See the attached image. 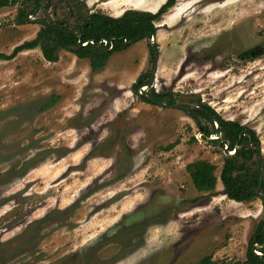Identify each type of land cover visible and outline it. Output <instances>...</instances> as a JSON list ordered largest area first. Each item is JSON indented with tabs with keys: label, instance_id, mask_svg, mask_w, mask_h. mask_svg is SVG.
<instances>
[{
	"label": "rangeland",
	"instance_id": "rangeland-1",
	"mask_svg": "<svg viewBox=\"0 0 264 264\" xmlns=\"http://www.w3.org/2000/svg\"><path fill=\"white\" fill-rule=\"evenodd\" d=\"M159 1L38 0L36 18L78 31L91 13H156L166 0ZM29 6L16 0L0 8V54L41 30L17 19ZM154 26V82L138 93L132 85L149 82L153 69L147 39L96 72L64 49L55 63L39 48L0 60V264L245 260L264 213L258 199L222 194L219 175L231 152L199 137L187 112L139 95L209 107L253 131L264 161V0H177ZM198 160L216 167L210 193L197 192L185 171Z\"/></svg>",
	"mask_w": 264,
	"mask_h": 264
},
{
	"label": "trees",
	"instance_id": "trees-1",
	"mask_svg": "<svg viewBox=\"0 0 264 264\" xmlns=\"http://www.w3.org/2000/svg\"><path fill=\"white\" fill-rule=\"evenodd\" d=\"M10 1L14 2V0H0V8L8 6ZM176 1L166 0L154 14L127 10L122 16L113 18L101 13H91L83 19L78 31L68 30L65 27L50 23L53 27H42L33 41L17 46L8 56L0 54V60H11L23 50L29 51L39 48L46 61L55 63L58 60V51L64 49L71 52L78 59H88L93 72L102 70L113 53L124 51L134 43L146 39L147 34L154 35L156 31L154 22L160 20L169 9L174 7ZM24 12L25 10H19L17 16L19 21L23 17L22 13ZM79 41L81 44L86 45L78 47L77 43ZM102 41L107 42V45L104 46L101 43ZM111 46L112 48L109 49ZM149 51L153 55V50L150 46ZM147 84L148 82L139 79L132 85V90L138 93L139 88ZM149 96L158 103L175 104L170 94L163 95L151 92ZM165 96L167 99L164 98ZM139 99L145 103L152 104L141 95H139ZM201 108L212 114L215 117V121L206 116L204 112L194 111L187 114L195 121L203 139L206 140L211 134H217L218 132L215 129L214 132L210 133L202 126L199 118L205 119L212 124L217 123L218 130L221 133V138L218 141H227L228 151H234L232 156H226L223 160L219 175V180L223 186L222 194L228 200L238 203H249L256 200L254 189L258 186L260 164L257 161V169L252 168V160L257 150L249 148V141L246 137H239L245 128L237 122L221 119L207 106H202ZM250 134L252 140L258 142L255 133L250 131ZM171 147L172 144L163 149L167 151ZM235 148L236 150H234ZM215 170L216 167L206 160L194 161L185 166V171L189 175L191 183L197 192L210 193L215 189L217 183ZM262 192L264 193V183L261 187V194ZM254 240L260 246L256 250L260 255L252 251ZM198 264H213V262L207 257L202 259ZM220 264H264V219L259 222L248 243L245 260L221 262Z\"/></svg>",
	"mask_w": 264,
	"mask_h": 264
},
{
	"label": "water",
	"instance_id": "water-1",
	"mask_svg": "<svg viewBox=\"0 0 264 264\" xmlns=\"http://www.w3.org/2000/svg\"><path fill=\"white\" fill-rule=\"evenodd\" d=\"M154 14V13H153ZM24 24L26 23H31V18L30 17H27L26 19H24L22 21ZM40 26L44 25L43 22H39L38 23ZM153 38H154V35L152 34H147L146 36V39L150 42V47L152 48L153 52H154V62H153V69H152V72H151V78L147 84V87H151L153 82H154V75H155V72H156V67H157V59H158V46L156 45L155 42H153ZM86 44H81L80 41L77 43V46L78 47H83L85 46ZM141 96L149 99L148 97L145 96V94H142ZM154 105H157L161 108H170V109H178V110H181L183 112H187V113H191V112H194V111H199V112H206L204 109L198 107V106H178V105H173V106H167L166 104L164 103H154ZM214 121H215V118L214 117H211ZM218 124L216 123V129H217V132H218V135L220 136V132L218 130ZM243 136V133H241L239 135V137L241 138ZM213 140H219V137H216L215 139ZM219 145H224V147L226 148L224 153L225 155H229V151H228V143L227 141H221L219 143ZM257 147H258V150H259V163H260V171H259V179H258V186L257 188L254 189V194L256 196V198L261 202L262 204V208H263V213H264V198L261 194V187H262V184L264 183V161H263V158L261 156V148H260V145L257 144ZM236 150V148L234 149ZM234 154V151L231 152V156ZM254 245L252 247V251L254 253H256L257 255H260L259 252L255 251L257 248H260V246H258L256 244V240H254Z\"/></svg>",
	"mask_w": 264,
	"mask_h": 264
},
{
	"label": "flooded vegetation",
	"instance_id": "flooded-vegetation-1",
	"mask_svg": "<svg viewBox=\"0 0 264 264\" xmlns=\"http://www.w3.org/2000/svg\"><path fill=\"white\" fill-rule=\"evenodd\" d=\"M14 2H16V0H14ZM14 2H9L8 3V6L9 7H11V6H13V3ZM48 2H53V3H55L54 2V0H48ZM39 3L40 2H38V0H31V5L32 6H29V10H25V12L24 13H22V15H23V17H21L20 18V21H23L24 19H26L27 17H30L31 18V23L32 22H36L37 24L39 23V22H43L44 23V25H42L41 27H53L52 26V24H50V23H47V22H45V21H42V20H40V19H38V18H36V16L39 14V12H41V10H40V7H39ZM28 9V8H27ZM19 13V12H18ZM17 16H18V14H17ZM104 45V44H103ZM105 46V45H104ZM111 48H112V46H111ZM111 48H109V49H111ZM151 55V54H150ZM152 57H153V61H154V52H153V55H151ZM77 58V57H76ZM142 80V79H141ZM142 88V87H141ZM150 95H151V93H150ZM163 95H166V93H164ZM145 96L146 97H148L149 99V101L152 103V104H154V103H158L157 101H155L153 98H151V96H149V94L147 95L146 93H145ZM165 99H167L166 98V96L164 97ZM166 101H168V100H166ZM167 105V104H166ZM173 105H175V104H173ZM173 105H167V106H173ZM206 116H208L210 119H212L211 117H214L212 114H210V113H208L207 111L204 113ZM215 118V117H214ZM213 120V119H212ZM250 131L251 130H248V129H246L245 128V130H243L241 133H243V136L244 137H246L247 139H248V141H249V146H254L253 148H255L256 150H257V153H256V156H257V158L259 157V150H258V147H257V144H259L258 142H255V141H253L252 140V137H251V134H250ZM200 133V132H199ZM240 133V134H241ZM201 134V133H200ZM216 134H214V135H210L208 138H206L207 140H209V141H217V140H213V139H215L216 137ZM242 136V137H243ZM201 137H203L202 136V134H201ZM241 137V138H242ZM222 141H224V140H222ZM221 141H218V143H220ZM220 146H223V148H224V145H220ZM230 152V151H229ZM232 152V151H231ZM258 162H259V159H258ZM260 164V163H259Z\"/></svg>",
	"mask_w": 264,
	"mask_h": 264
},
{
	"label": "built area",
	"instance_id": "built-area-1",
	"mask_svg": "<svg viewBox=\"0 0 264 264\" xmlns=\"http://www.w3.org/2000/svg\"><path fill=\"white\" fill-rule=\"evenodd\" d=\"M90 43H92L91 41H90ZM101 43H103L104 45H107V42H105V41H102ZM111 48V47H110ZM199 137H201V134L199 133ZM196 139L198 140V138L196 137Z\"/></svg>",
	"mask_w": 264,
	"mask_h": 264
},
{
	"label": "bare ground",
	"instance_id": "bare-ground-1",
	"mask_svg": "<svg viewBox=\"0 0 264 264\" xmlns=\"http://www.w3.org/2000/svg\"><path fill=\"white\" fill-rule=\"evenodd\" d=\"M160 1H161V0H160ZM160 1H159V2H160Z\"/></svg>",
	"mask_w": 264,
	"mask_h": 264
}]
</instances>
